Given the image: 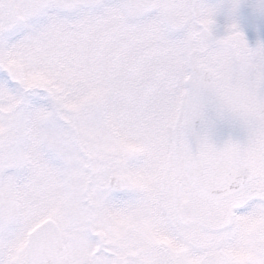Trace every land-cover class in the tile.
<instances>
[{"label": "snow or ice", "instance_id": "obj_1", "mask_svg": "<svg viewBox=\"0 0 264 264\" xmlns=\"http://www.w3.org/2000/svg\"><path fill=\"white\" fill-rule=\"evenodd\" d=\"M0 264H264V0H0Z\"/></svg>", "mask_w": 264, "mask_h": 264}]
</instances>
